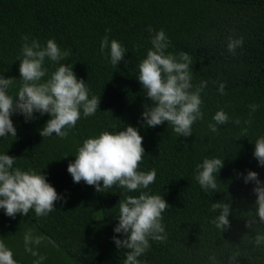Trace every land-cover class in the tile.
Here are the masks:
<instances>
[{
	"label": "trees",
	"instance_id": "obj_1",
	"mask_svg": "<svg viewBox=\"0 0 264 264\" xmlns=\"http://www.w3.org/2000/svg\"><path fill=\"white\" fill-rule=\"evenodd\" d=\"M161 29L170 42L167 52H187L193 58V90L207 81L201 93L204 118L193 124L189 137H178L166 121L147 127L142 119L151 101L137 78L138 66ZM105 35L127 49L116 67L110 62V48L100 52ZM23 36L42 46L54 39L61 50L70 51L60 63L73 64L90 97L100 96V105L95 115L84 117L81 112L75 127L65 129L66 139L42 137L40 130L51 117L39 113L27 122L14 113L16 137H0V154L15 157L14 168L44 174L64 198L42 217L30 210L27 216L17 213L12 218L0 209V238L18 264H34L40 256L45 257L41 264H123L128 250L118 249L113 241L114 236L125 238L114 232L118 203L140 191L159 194L169 205L162 213L166 240L150 239V248L138 258L142 264H227L236 253L234 264H264V245L254 243L257 233L264 234V224L245 227L255 216L256 185L243 179L255 171L264 183V166L254 157V142L264 136V0H0V75L17 80L9 89L14 97L20 87ZM229 36L244 38L235 55L227 49ZM58 66L45 58L48 74L43 80ZM220 83L225 84L224 95L218 91ZM253 104L258 105L255 112L249 107ZM221 109L230 120L212 133L208 125ZM236 118L239 125L232 122ZM248 119L250 126L244 124ZM126 126L143 137L139 170L155 169V182L136 192L118 185L97 192L84 181L75 183L67 167L83 141ZM246 127L247 137L241 132ZM213 157L224 159V166L217 174V191L206 193L195 179L196 166ZM217 202L231 205L230 227L223 232L211 223L219 215L211 210ZM29 230L45 238L32 245L37 256L25 251Z\"/></svg>",
	"mask_w": 264,
	"mask_h": 264
},
{
	"label": "clouds",
	"instance_id": "obj_2",
	"mask_svg": "<svg viewBox=\"0 0 264 264\" xmlns=\"http://www.w3.org/2000/svg\"><path fill=\"white\" fill-rule=\"evenodd\" d=\"M110 32V29H106ZM152 32L151 27L148 28ZM24 43L21 57L18 58L20 87L14 97L9 94L15 78H5L0 75V137L11 135L16 137L17 130L11 119L14 113L22 114L27 121L34 119V113L41 116L49 114L50 119L40 130L42 137L53 134L66 139L69 129L75 127L81 118L95 115L99 109L100 96L91 95L89 87L83 79H78L73 71V64L60 63L71 55L68 50H61L54 39H49L46 46H42L36 39L29 41L28 36L22 37ZM169 39L163 29L151 38L152 47L148 49L146 58L139 63L138 80L145 90L150 104H145L142 119L147 127H156L165 121L171 124L177 136L189 137L193 134V124L204 118L201 111V93L207 87V81H201L193 90V58L187 52L178 55L167 52ZM243 37L227 38V49L235 55L237 48H242ZM110 48V62L116 67L124 59L127 49L115 39L109 40L105 35L100 43V52ZM45 58L58 64L54 72L45 81L48 74L44 67ZM127 61L125 62V64ZM218 91L225 94V84L220 83ZM253 112L258 105L249 106ZM214 123L208 127L212 133L219 131L218 126L226 125L230 117L223 110H218L212 117ZM239 125L241 120L232 121ZM251 119L244 124L251 125ZM242 136L248 134V128L241 129ZM254 157L260 166H264V136L255 140ZM143 137L138 129L126 126L117 132L103 131L97 137L85 139L77 150L75 160L69 162L67 171L75 183L84 181L89 186H95L97 192L118 185L129 192L148 189L155 182L156 170L140 171L139 166L145 155ZM66 157V156H65ZM16 158L7 154H0V209L9 217L15 218L17 213L27 216L34 210L38 217L47 216L54 210L57 200L64 199L40 172L29 169L14 168ZM224 166V159L205 158L196 166L195 179L202 190L217 191V174ZM244 183L254 182L253 192L255 201V216L247 219L245 227L252 228L259 223L264 224V183L258 178V173L248 171L243 177ZM102 182V186H101ZM118 224L115 233H123L124 239L115 236L113 241L118 249H127L123 264H142L138 259L149 248V240H166L165 227L162 224V213L169 208L168 203L159 194H149L140 191L138 196H127L118 203ZM230 203H213L211 210L218 211L211 223L221 232L230 227ZM257 217L259 220L257 221ZM43 236H34L29 230L24 235L25 251L37 256L32 245H40ZM256 247L264 245V234L254 236ZM239 253L228 258L227 264H234ZM45 257L40 256L34 264H41ZM215 261L216 257H210ZM0 264H18L13 258L12 250L0 238Z\"/></svg>",
	"mask_w": 264,
	"mask_h": 264
}]
</instances>
